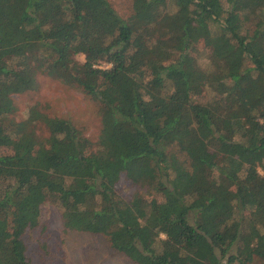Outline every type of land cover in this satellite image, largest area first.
Masks as SVG:
<instances>
[{
    "label": "trees",
    "instance_id": "1",
    "mask_svg": "<svg viewBox=\"0 0 264 264\" xmlns=\"http://www.w3.org/2000/svg\"><path fill=\"white\" fill-rule=\"evenodd\" d=\"M41 73L99 101L96 143L37 104L10 117ZM260 167L264 0H132L127 18L109 0H0V264H33L26 220L49 200L137 264H264Z\"/></svg>",
    "mask_w": 264,
    "mask_h": 264
},
{
    "label": "rangeland",
    "instance_id": "2",
    "mask_svg": "<svg viewBox=\"0 0 264 264\" xmlns=\"http://www.w3.org/2000/svg\"><path fill=\"white\" fill-rule=\"evenodd\" d=\"M109 1L122 17L131 15L132 0ZM194 53L199 56L203 65L208 63V49L197 47ZM84 59V55H80L79 60ZM109 66L104 62L100 65ZM13 98L17 109L11 118L17 121L26 119L30 107L37 104L49 116L72 120L86 137L97 142L102 127L100 103L80 86L41 73L36 89L15 94ZM40 129L39 132L46 136V128ZM259 169L263 173V168ZM138 189L124 176L117 184L118 192L124 197L132 196ZM154 195L159 199L162 197L161 194ZM148 197L151 199L153 196ZM26 226L27 253L33 264H137L115 249L106 235L64 226L62 210L52 200L41 206L40 214L28 216Z\"/></svg>",
    "mask_w": 264,
    "mask_h": 264
}]
</instances>
